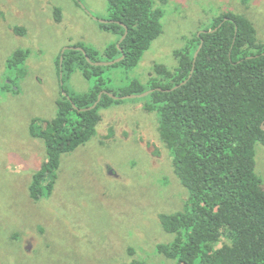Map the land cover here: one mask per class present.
Wrapping results in <instances>:
<instances>
[{
    "label": "rangeland",
    "instance_id": "obj_1",
    "mask_svg": "<svg viewBox=\"0 0 264 264\" xmlns=\"http://www.w3.org/2000/svg\"><path fill=\"white\" fill-rule=\"evenodd\" d=\"M154 3L165 9L164 33L136 68L105 66L103 77L113 90L134 80L150 89L155 66H177L175 51L225 12L246 16L264 42V0ZM109 8V0H0V264H172L156 252L158 244L174 239L160 215L183 211L189 192L161 139L158 113L145 109L147 98L122 99L102 110L96 136L63 156L53 194L38 202L30 195L33 177L47 160L31 125L58 114V59L67 48H87L108 62L105 50L119 37L102 30L98 20L109 21ZM18 49L31 55L10 70L7 61ZM65 84L69 92L86 94L94 81L76 72ZM256 162L264 188L261 143Z\"/></svg>",
    "mask_w": 264,
    "mask_h": 264
},
{
    "label": "trees",
    "instance_id": "obj_2",
    "mask_svg": "<svg viewBox=\"0 0 264 264\" xmlns=\"http://www.w3.org/2000/svg\"><path fill=\"white\" fill-rule=\"evenodd\" d=\"M109 4L112 23L99 24L119 38L105 50L106 60L125 54L111 67L136 68L164 33L165 9L154 0ZM55 16L61 22L58 7ZM15 31L26 34L24 28ZM85 52L66 51L62 66L61 53L64 85L58 114L32 122L31 134L44 142L47 160L33 177L31 198L38 202L53 194L63 156L96 136L102 110L123 102L107 93L121 98L155 90L144 97L149 100L145 109L158 113L161 139L189 192L183 211L160 215L163 229L174 239L158 244L157 254L172 264H264V188L256 170V144L264 145V42L255 24L231 11L215 17L210 27L175 51L177 66H155L150 89L135 80L111 89L103 77L105 66L95 65L101 62L98 54L87 48ZM30 55V50L18 49L7 61L8 69L21 68ZM76 72L94 81L88 93L68 91L66 78ZM7 88L12 89L9 84Z\"/></svg>",
    "mask_w": 264,
    "mask_h": 264
},
{
    "label": "water",
    "instance_id": "obj_3",
    "mask_svg": "<svg viewBox=\"0 0 264 264\" xmlns=\"http://www.w3.org/2000/svg\"><path fill=\"white\" fill-rule=\"evenodd\" d=\"M96 20H98V19H96ZM99 22H101V23H104V24H108V23H112V21H101V20H98ZM125 39V38H124ZM123 39V40H124ZM122 40V41H123ZM121 41V42H122ZM201 48H202V45H201V47H200V49L197 51V53H196V55H195V64H196V61H197V58H198V56H199V53H200V51H201ZM69 49H72V48H67V49H65L63 52H62V57H61V66L63 65V60H64V54L66 53V51L67 50H69ZM79 49V48H78ZM80 50H83L84 52H85V50L84 49H82V48H80ZM86 53V52H85ZM125 54L121 57V58H119V59H117V60H115V61H109V62H99V63H94L95 65H97V66H113V65H116L117 63H120L121 61H123L124 59H125ZM88 60L89 61H91L90 60V58H89V56H88ZM194 64V65H195ZM192 72H194V70L192 71ZM61 79H62V85H64V82H63V74H62V76H61ZM188 81H186V82H184L183 84H186ZM160 91H162V89H159ZM155 90H151V91H148V92H146V93H144V94H141V95H128V96H124V97H116V96H114L113 94H111V93H107V94H109L111 97H113L114 99H137V98H144V97H147L148 95H150L152 92H154ZM64 94L65 95H67V93L64 91ZM103 94L104 93H101L100 94V96H99V100H98V103L100 102V100H101V98H102V96H103ZM97 103V104H98ZM97 104L96 105H94L93 106V108H95L96 106H97ZM263 129H264V127H263Z\"/></svg>",
    "mask_w": 264,
    "mask_h": 264
}]
</instances>
